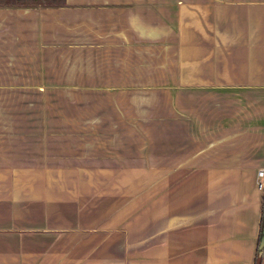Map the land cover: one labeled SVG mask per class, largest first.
<instances>
[{
  "label": "crops",
  "instance_id": "crops-1",
  "mask_svg": "<svg viewBox=\"0 0 264 264\" xmlns=\"http://www.w3.org/2000/svg\"><path fill=\"white\" fill-rule=\"evenodd\" d=\"M258 168L264 0H0V264H253Z\"/></svg>",
  "mask_w": 264,
  "mask_h": 264
},
{
  "label": "rangeland",
  "instance_id": "rangeland-1",
  "mask_svg": "<svg viewBox=\"0 0 264 264\" xmlns=\"http://www.w3.org/2000/svg\"><path fill=\"white\" fill-rule=\"evenodd\" d=\"M151 99H155V94ZM148 124L145 132H148L149 135H94L96 136V163L140 164L142 162L146 164H155L159 143L160 146H163L164 154L167 153L166 157L170 158L171 135H153L156 131V125L153 123ZM104 126L108 127V125ZM53 127L56 128L57 131H60L61 125L57 124L53 125ZM96 127L100 129L101 125ZM21 129H23V135H27L29 131H36L39 140L43 138V133H45V125L41 123H27L22 125ZM70 136L75 138L83 137V135H68V137ZM84 136L85 139H92L94 137L93 135ZM53 137L58 140L59 137L64 138V135H53ZM81 141L82 139L80 142ZM37 153L39 156L40 153ZM94 157L95 155L91 156V158Z\"/></svg>",
  "mask_w": 264,
  "mask_h": 264
},
{
  "label": "built area",
  "instance_id": "built-area-1",
  "mask_svg": "<svg viewBox=\"0 0 264 264\" xmlns=\"http://www.w3.org/2000/svg\"><path fill=\"white\" fill-rule=\"evenodd\" d=\"M256 179L255 183L259 190H264V168H258L256 170Z\"/></svg>",
  "mask_w": 264,
  "mask_h": 264
},
{
  "label": "trees",
  "instance_id": "trees-1",
  "mask_svg": "<svg viewBox=\"0 0 264 264\" xmlns=\"http://www.w3.org/2000/svg\"><path fill=\"white\" fill-rule=\"evenodd\" d=\"M263 192H264V190H263ZM263 200H264V198H263ZM263 250H264V240H263V243L258 244L257 250H256L255 255H254L253 264H259V259L262 256Z\"/></svg>",
  "mask_w": 264,
  "mask_h": 264
},
{
  "label": "water",
  "instance_id": "water-1",
  "mask_svg": "<svg viewBox=\"0 0 264 264\" xmlns=\"http://www.w3.org/2000/svg\"><path fill=\"white\" fill-rule=\"evenodd\" d=\"M264 240V200L262 203V221H261V227H260V234H259V243H263Z\"/></svg>",
  "mask_w": 264,
  "mask_h": 264
}]
</instances>
